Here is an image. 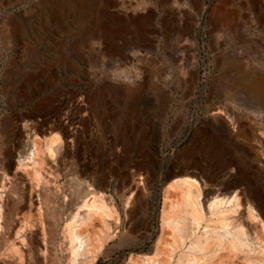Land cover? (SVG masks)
Segmentation results:
<instances>
[{
    "label": "rangeland",
    "instance_id": "374dc122",
    "mask_svg": "<svg viewBox=\"0 0 264 264\" xmlns=\"http://www.w3.org/2000/svg\"><path fill=\"white\" fill-rule=\"evenodd\" d=\"M233 63L264 75V0H0V264H68L81 181L118 218V237L84 264H146L155 249V264H180L161 210L167 192V207L180 200L167 185L184 169L202 172L207 202L244 193L264 235V108L233 83ZM34 148L46 183L19 165ZM250 231V251L204 264H261Z\"/></svg>",
    "mask_w": 264,
    "mask_h": 264
},
{
    "label": "bare ground",
    "instance_id": "6f19581e",
    "mask_svg": "<svg viewBox=\"0 0 264 264\" xmlns=\"http://www.w3.org/2000/svg\"><path fill=\"white\" fill-rule=\"evenodd\" d=\"M232 67L237 71H241V73L234 78L233 83L235 85H238L239 83L242 84L241 86L243 89L254 96L261 108H264V75L252 74L250 71L242 70V66L238 63H233ZM217 109L218 111L214 113L215 120L221 122L222 126L227 131L230 130L231 126L229 127L228 125L227 118L229 117H226L228 116L226 115L227 113L223 116L222 112H224V110L222 111L219 108ZM251 113H253V115L258 113L261 115L262 112L259 109H253ZM235 122L232 123L234 127L237 128L239 134L254 135L256 133H253L254 129H250V127H240L239 129L238 122ZM257 136L256 138L253 137V141H260L261 136H259L260 139H258ZM249 140H251L250 135ZM41 150L39 148H34L29 151V154L26 156V161H20L19 165L23 170L31 168L32 175L37 179V183H41L42 181L46 183L45 177L42 179L40 173L41 161L39 157L43 154ZM47 150L49 151L48 154H51L53 149L49 146L47 147ZM181 161L187 163L188 159L183 157L181 158ZM180 173H187L191 175L186 174L184 176L174 177L177 176V173L174 172L164 176L166 179L174 177L173 180L171 179L172 182H170L167 187L174 189L177 187L180 194V200L168 201L167 207L166 196L170 195V192L169 194H167V192L165 194L164 205L161 210V221L163 226L164 228H170L171 236L173 237V242L170 244L168 256L170 254H174L178 248H182L183 250L179 253V258L177 259L180 264H204L205 262L209 263V261L218 252H220L219 250L222 251V249H228V251L235 250L239 252L250 251L251 248L248 243V233H246V231L248 232V230H251L255 234H257V232L260 233L261 229L259 226L261 224V219H259L258 214L256 213L254 207L249 203L245 194L242 193L241 197L236 194L229 197L225 196L226 198L216 197L215 199L207 202V199H205L206 196L202 197V193L204 192V194H206L208 191L206 189L207 182L202 179V172L200 170L188 171V169H184L181 170ZM81 182V187L79 188V192H81V195H79L80 200L79 202H74L76 204L78 203V205L76 206L74 212H70V220L64 228L65 235L63 236H65L69 242V249L67 248L70 254V258H68L69 262H67L68 264H84L86 263V260L94 259L97 256L99 249L105 244V242L118 237V218L114 212L112 201H107L102 194H99L91 182ZM134 192L137 193L136 200L141 202V193L144 191L141 190L138 184L134 186ZM171 192H173V190ZM129 194L131 197V193ZM132 194L134 195L133 192ZM127 196L128 195H126V197ZM23 200L25 201V198H23ZM143 200L145 201V199ZM64 204H68V202H64ZM4 206L10 207L11 204L9 202H5ZM1 208L2 206L0 204V209ZM36 211L39 216H42L43 210L40 204L37 206ZM98 222H101L100 230L96 229V224ZM32 226L38 227L35 224ZM201 227H203V230H201V234L198 235L197 233ZM35 229L32 230V244L34 246H38L36 244L38 243V232ZM260 236L264 245V235L260 233ZM213 243H215V247L212 246L213 249H211V245H213ZM185 245L187 246L184 249ZM261 248L260 252L264 255V248L262 250ZM159 253L160 252L155 249L152 257H148L147 259L143 258L142 260L145 261L146 264H155L156 260L153 256L157 257L159 256ZM250 261L253 263L255 261L259 262L260 260L251 259ZM259 263L264 264V257H262V261Z\"/></svg>",
    "mask_w": 264,
    "mask_h": 264
}]
</instances>
